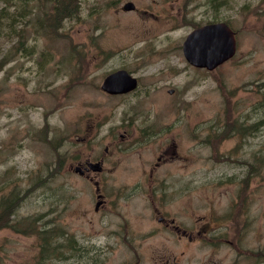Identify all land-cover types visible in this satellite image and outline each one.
Listing matches in <instances>:
<instances>
[{
  "label": "rangeland",
  "instance_id": "1",
  "mask_svg": "<svg viewBox=\"0 0 264 264\" xmlns=\"http://www.w3.org/2000/svg\"><path fill=\"white\" fill-rule=\"evenodd\" d=\"M10 1L0 0L4 12L15 11L0 19V59L17 42L15 53L0 62V264H162L172 257L197 264L194 247L178 254L181 242L148 212L130 214L131 238L100 245L91 188L75 177L71 155L63 172L57 154L59 146L72 153L76 134L91 118L100 117V127L144 121L148 106L155 121L187 119L175 124L183 125L192 148L188 165L203 166L197 177L207 174L202 185L208 186L213 212L232 216L229 238L247 255L241 258L222 244L215 252L218 263L264 264V0H132L136 9L127 12L121 8L126 0H77L76 11L54 21L47 3ZM212 17L228 21L237 45L233 57L207 71L187 63L181 43ZM118 66L153 81L149 92L132 99L101 96L102 76ZM83 74L86 82H69ZM136 100L140 107H134ZM181 134L160 137L171 148ZM152 146L126 149L120 159L127 168L150 167L157 161ZM186 149L158 166H178ZM218 168L228 178L219 183ZM16 191L25 196L10 211L5 201ZM235 199L246 210L240 232L233 226ZM7 209L16 215L13 223ZM155 228L168 233H149ZM66 231L74 239L51 253ZM162 248L166 255L158 253Z\"/></svg>",
  "mask_w": 264,
  "mask_h": 264
},
{
  "label": "flooded vegetation",
  "instance_id": "2",
  "mask_svg": "<svg viewBox=\"0 0 264 264\" xmlns=\"http://www.w3.org/2000/svg\"><path fill=\"white\" fill-rule=\"evenodd\" d=\"M136 79L137 85L130 91L111 93L100 89V95L107 100L132 99L133 94L149 92L148 88L153 81L141 76ZM133 103L134 107H140L142 104L137 100ZM149 104L155 102L150 100ZM150 109L148 106L144 110L148 119L144 121H138L134 115L137 120H118L100 127L101 124L98 123L102 119L91 118V122L75 136L69 165H73L75 177L91 188L92 196L89 200L93 212L98 214L99 229L96 236L99 244L112 243L113 240L124 242V239L131 238L133 234L130 228V214L148 212L151 219L155 218L160 225L163 224L169 234L181 242L182 246L178 245V254H185L186 248L192 245L194 248L191 255H195L193 260L197 264H219L216 250L222 244L233 245L229 238L232 237L229 235L232 230L229 224L232 216H226L222 210L219 214L213 212L211 195L207 192L208 186L202 185L207 174L197 177L196 171H201L200 167L203 166L192 168L188 165L192 148L189 140L183 137L185 129L180 127L183 125L175 124L187 119L155 121V110L148 112ZM177 130H182V134L175 136L176 139L169 148L165 139L160 136ZM149 143L154 145L150 150L157 153L156 163L138 169L124 166L120 155L126 149L140 150ZM183 145H186L187 149L182 150L178 166H158L161 161L178 154ZM242 164L247 167L246 162ZM224 170H217L218 183L228 179ZM199 198L203 200L201 204H197ZM137 199L139 206L134 208L132 203ZM235 203L237 209L233 216V226L240 232L245 226L246 210L241 199H235ZM153 232L166 231L157 228L149 230V233ZM235 248L238 249V246L235 245ZM165 251L167 249L162 248L158 253L166 255ZM162 264H181V260L177 257L165 258Z\"/></svg>",
  "mask_w": 264,
  "mask_h": 264
},
{
  "label": "water",
  "instance_id": "3",
  "mask_svg": "<svg viewBox=\"0 0 264 264\" xmlns=\"http://www.w3.org/2000/svg\"><path fill=\"white\" fill-rule=\"evenodd\" d=\"M132 1H127L122 8H134ZM235 49L233 32L226 23L205 24L192 30L184 39L182 50L187 60L196 66L213 69ZM134 79L125 70L113 72L104 79L102 88L117 92L131 88ZM128 84V85H127Z\"/></svg>",
  "mask_w": 264,
  "mask_h": 264
},
{
  "label": "trees",
  "instance_id": "4",
  "mask_svg": "<svg viewBox=\"0 0 264 264\" xmlns=\"http://www.w3.org/2000/svg\"><path fill=\"white\" fill-rule=\"evenodd\" d=\"M14 1H16V0H14ZM39 1L43 4L47 3L48 5H51V9L48 10V12H47L50 21L60 19L64 16H68V15L72 14L74 11H76L77 0H39ZM8 2L11 3L10 0H8ZM23 2H27V0H23ZM12 12H15V11H11V12L7 13V12H4L2 9H0V19L8 16L9 14H13ZM15 46H17V42H14L10 46V49L8 50V52H6V54H4L2 59H0V62H3L5 60L8 53H10V52L12 54L15 53V50L13 49V47H15ZM21 196H25V194L21 193L20 191H16L13 195L11 193L7 197L8 199L5 201V204L7 205V208L10 211H12L13 208H15V206L18 204ZM8 209L6 210L5 215L11 217L12 212H10ZM0 225H2L1 220H0ZM44 231L47 232L48 230L44 229Z\"/></svg>",
  "mask_w": 264,
  "mask_h": 264
},
{
  "label": "bare ground",
  "instance_id": "5",
  "mask_svg": "<svg viewBox=\"0 0 264 264\" xmlns=\"http://www.w3.org/2000/svg\"><path fill=\"white\" fill-rule=\"evenodd\" d=\"M225 3V2H224ZM4 7V6H3ZM60 29V28H59ZM231 115V114H230ZM96 119V118H95ZM256 119V118H255ZM148 120V119H147ZM257 120V119H256ZM91 122V121H89ZM231 124V123H230ZM261 126V125H260ZM251 127V126H250ZM253 127V126H252ZM245 131V130H244ZM250 133V132H249ZM211 143V142H210ZM215 146V145H214ZM214 150V149H213ZM258 163V162H257Z\"/></svg>",
  "mask_w": 264,
  "mask_h": 264
}]
</instances>
